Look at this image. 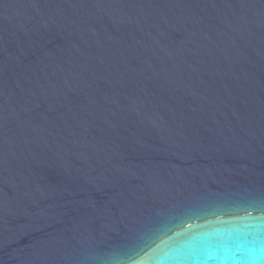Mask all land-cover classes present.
<instances>
[{"label":"water","instance_id":"obj_1","mask_svg":"<svg viewBox=\"0 0 264 264\" xmlns=\"http://www.w3.org/2000/svg\"><path fill=\"white\" fill-rule=\"evenodd\" d=\"M0 264H264V0H0Z\"/></svg>","mask_w":264,"mask_h":264}]
</instances>
